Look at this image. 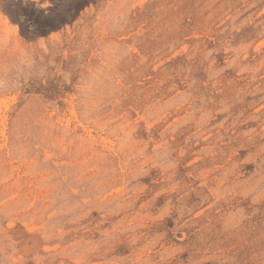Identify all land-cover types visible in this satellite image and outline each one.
Returning <instances> with one entry per match:
<instances>
[{
    "label": "rangeland",
    "instance_id": "rangeland-1",
    "mask_svg": "<svg viewBox=\"0 0 264 264\" xmlns=\"http://www.w3.org/2000/svg\"><path fill=\"white\" fill-rule=\"evenodd\" d=\"M0 264H264V0H0Z\"/></svg>",
    "mask_w": 264,
    "mask_h": 264
}]
</instances>
